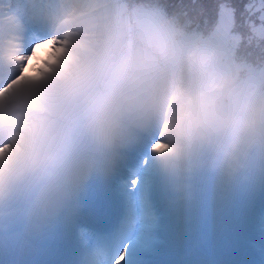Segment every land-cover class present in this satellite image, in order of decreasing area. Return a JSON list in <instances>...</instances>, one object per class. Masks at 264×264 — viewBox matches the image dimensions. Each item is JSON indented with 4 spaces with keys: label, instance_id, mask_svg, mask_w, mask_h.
<instances>
[{
    "label": "clouds",
    "instance_id": "9594fccd",
    "mask_svg": "<svg viewBox=\"0 0 264 264\" xmlns=\"http://www.w3.org/2000/svg\"><path fill=\"white\" fill-rule=\"evenodd\" d=\"M100 7V0H86L60 18L59 25H86ZM17 55L15 46L4 52L10 64L18 63ZM161 64L176 65L181 74L173 85L171 109L157 114L168 148L156 152L181 198L194 199L195 180L202 173L233 174L254 147L264 150V92L240 93L236 80L222 74L212 50L188 42L178 25L147 31L141 44L123 58L119 84L101 91L95 90L94 66L88 60L45 44L23 68L25 76L35 77L40 85L34 91L25 90L27 81L19 85L10 148L0 153V203L19 190L52 191L74 154L73 138L56 125L40 101L54 94L78 103L91 141L101 153L111 152L120 143L125 121L142 107L139 90Z\"/></svg>",
    "mask_w": 264,
    "mask_h": 264
},
{
    "label": "rangeland",
    "instance_id": "374dc122",
    "mask_svg": "<svg viewBox=\"0 0 264 264\" xmlns=\"http://www.w3.org/2000/svg\"><path fill=\"white\" fill-rule=\"evenodd\" d=\"M86 1V0H83ZM4 8L2 5H0V10ZM10 13L9 15L15 18H18V15L16 12H12V10H8ZM105 11L103 9H98V11L90 18L89 23L77 25L76 30H66L63 28L59 34H57V43H48L53 49L55 50H64V51H70L74 53H78L81 57L85 58L88 60V58H92V60H88L94 68H99V69H106L110 72L111 75L118 77L119 72H120V66L121 62L124 57H121L120 59H117L115 62L110 61V59L104 54L103 48H104V37L103 34L105 33L106 26L102 23L103 21V13ZM1 16V13H0ZM65 32V33H63ZM144 34L146 32H143ZM212 37L206 42H211ZM61 40L62 43H59ZM43 42V43H42ZM45 40H41L40 46H36L33 49V54L35 53L37 48L42 47L45 45ZM58 45V46H57ZM212 52L215 50L216 53H214L215 58L216 55H224L226 52V43L223 40H220L219 43L215 45H210L209 47ZM21 57H17V61L19 62ZM7 61V60H5ZM226 62L223 65H220V70L224 71L227 73L228 77L234 78L235 77V72L231 71L230 64H229V59H225ZM8 62V61H7ZM25 75V74H24ZM33 77V76H32ZM35 79V77H33ZM36 80V79H35ZM37 81V80H36ZM38 84H36L34 87H32L30 90H37L39 88L40 82L37 81ZM58 96L56 95H50L47 97V99L50 100H57ZM47 99H44L40 101L43 105L45 104V101ZM18 104H16L17 106ZM13 106H8V105H3L0 107V119L5 122L7 121L10 123L8 125V130L12 132L14 129V122L11 119L6 117V112L9 110V112H12ZM55 111L58 110V108L55 106L53 108ZM4 111L5 114L3 113ZM1 121V122H2ZM128 121V119L126 120ZM127 126H131L132 124L126 123ZM68 134L73 138L74 142L80 146L83 145L85 146L86 150H83L82 152H77L74 153L73 155H82L85 160L83 163L81 162H76L77 167L79 168V171L76 173L77 175V181L79 183H82L83 185L86 182H89L92 180V186H94V183L97 181L95 176H89L90 170H91V165L93 166H98L100 163L103 164L102 162H97V159L100 158L99 154L100 151L94 146L93 142L91 141L90 137L88 134H83L81 132V128L79 124L73 125L71 128L68 130ZM161 138V135H160ZM155 143V142H154ZM154 143L149 142V147L147 153H144L140 157H133L137 164L136 166L139 167V172L140 174H134V176H129V179L118 181L116 178H113L114 173L108 174L107 178H103V185L106 188H110V191L112 193L113 197H116V201L118 202L119 206L123 209H131V212L133 214L137 213V216L133 219L134 224H131L132 231L131 235L134 239H138L141 241V243L144 244V246L147 247V254L150 253L151 250H155V252L158 253H164L165 255L169 254H174L178 252H182L184 249H186L185 245L187 244L182 238L181 234L177 233L179 227L186 225V224H192V217L188 215H183L181 213V216H178V211L184 213V210L176 209L174 210V206H171L169 210L172 212L170 214V219L167 220L168 214L164 213H156L154 215V212H151V214L148 217H142L140 215L141 212H143L146 209H152L155 210L159 207H164L167 205L169 198H173L177 192V188L174 189V192H171L170 190L166 189V183L168 181L169 175L165 173V171L162 169L160 162L157 158V153L151 151V146ZM10 148V142L6 143L2 146L1 148ZM120 146L118 145L117 148L109 153V157L104 161L111 160V167L115 169H120L122 171L123 169L125 170H130L127 167L123 165L117 164L120 162L118 152L122 151V149L119 148ZM259 151V150H257ZM134 154V152H133ZM103 157H105L104 154H101ZM89 156V157H88ZM264 157V154H262ZM249 160V158H247ZM145 160H147V164H145ZM131 163V160H129ZM134 163V162H133ZM251 167H254V165L251 162ZM117 170V171H118ZM116 171V170H115ZM131 171V170H130ZM124 172V171H123ZM228 175V174H227ZM90 177V178H89ZM226 177V176H225ZM134 179L139 180V184L136 185L135 187L133 186L132 181ZM102 181H100V184ZM115 186V188L113 187ZM89 189L86 188V192L89 194ZM20 191V190H19ZM18 192V191H17ZM20 195L16 193V195L9 201L15 200L16 198H19ZM243 197H246V195H243ZM42 199L39 198V200ZM9 201L0 203V212L2 210H11L10 214L8 216H2L0 215V230H7L4 229V225L8 221H12V223L15 222V218L18 217L19 219V213H14L12 212V209H15L14 207L10 205ZM185 206L182 203H179V207ZM18 215V216H17ZM173 227L175 231H170V232H164V233H154V234H149V230L153 229H159L163 227ZM264 226V225H263ZM48 231V230H47ZM48 237H53L54 234H47ZM71 241L72 244V239L69 238V242ZM183 246L182 251H179L178 247ZM160 256H164L159 254ZM179 257H181V254H179ZM105 263V261H104Z\"/></svg>",
    "mask_w": 264,
    "mask_h": 264
},
{
    "label": "trees",
    "instance_id": "16d2710c",
    "mask_svg": "<svg viewBox=\"0 0 264 264\" xmlns=\"http://www.w3.org/2000/svg\"><path fill=\"white\" fill-rule=\"evenodd\" d=\"M111 1L110 6H107L112 13L110 19L115 22L117 19L116 12L113 9L118 5L126 9L123 11V16L129 18L127 11L131 8L133 15V22L136 26V19L139 16L135 13L141 14L143 20H146L145 31H149L150 27L155 30L161 25L175 24L184 30L185 39L192 40L197 36H205L211 30L217 17V6L221 0H106ZM248 0H231V4L235 7L236 25L233 29V34L236 39L231 40L234 50V59L236 66L243 71L244 78L238 82V91L242 94L251 93L255 84L258 82V74L256 69L264 67V27H261L260 21L257 19L264 12V4L260 0H254V14L251 16L253 23L243 24L245 17L249 14L244 11V5ZM260 9V11H255ZM134 15L135 18L134 19ZM140 18V19H141ZM126 22V21H125ZM138 22V21H137ZM119 25V23H117ZM119 26H122L120 24ZM143 29L137 28L136 35H138L135 46L142 42ZM119 44L122 43L121 38H116ZM134 46V47H135ZM125 50V45L119 47ZM172 68L171 66L160 65L159 69L166 71ZM155 75H153L154 77ZM153 86L152 78L147 84ZM78 104V103H77ZM79 107V106H78ZM81 107H79L80 109ZM81 110V109H80ZM74 113V112H73Z\"/></svg>",
    "mask_w": 264,
    "mask_h": 264
},
{
    "label": "bare ground",
    "instance_id": "6f19581e",
    "mask_svg": "<svg viewBox=\"0 0 264 264\" xmlns=\"http://www.w3.org/2000/svg\"><path fill=\"white\" fill-rule=\"evenodd\" d=\"M77 1H81V0H77ZM76 3V0H68L66 3V8L69 10L70 8H72L74 6V4ZM38 2L34 4V6H37ZM71 6V7H70ZM17 7H19V5H17ZM70 7V8H69ZM66 10V11H68ZM65 11V12H66ZM2 18H6L8 17V14L6 11H2ZM64 28H68V26H65ZM217 30H218V25L216 27V33L214 35L215 38H218L217 36ZM59 30H53V31H49L45 34H43V38L44 39H48L46 40L45 44L51 43L50 41H52V43H57V33ZM65 33V32H63ZM41 36V38H42ZM20 39L25 40L27 38V36H22L20 37ZM59 43H62L61 40L59 41ZM33 53L29 52L27 53L24 58L19 62L18 66H16L15 64H10V70L9 73L6 75V83L4 85L0 86V101L4 103L8 102V103H12L15 100L19 99L20 94H21V89L19 88V85L21 83V81H27V88L25 90H30L32 87H34L36 84H38V82L32 77V76H25L23 73V68L27 66V61L28 59L31 58ZM88 60H92V58H88ZM18 103V102H17ZM8 139L10 140V136L8 137ZM7 149L9 148H1L0 149V153L5 152ZM99 157H102L101 154H99ZM104 166H107V171H112V168H109L110 166V162H104L103 163ZM124 171V176L129 175V170H122ZM120 175V174H119ZM261 176H263L264 179V174L261 173ZM130 210H127V212H129ZM263 211H259V214H262ZM129 219L126 218L124 223H128ZM121 237V245L124 244V246H129V256L127 260H131L132 262H137V259H143V256L146 254V249L143 243H141L140 240L138 239H133L131 238V235L129 232H125ZM88 247H92V246H86L85 244H83V246L80 247V251L83 252V254L81 255L82 258H87L86 257V252L88 251ZM182 247L179 248V250H181ZM78 252V251H77ZM103 254L102 250H97L95 255L92 257H89L90 260H92V262L96 263L97 261H100V256ZM78 255V254H77ZM130 262L126 263L129 264Z\"/></svg>",
    "mask_w": 264,
    "mask_h": 264
},
{
    "label": "snow or ice",
    "instance_id": "6c2138e0",
    "mask_svg": "<svg viewBox=\"0 0 264 264\" xmlns=\"http://www.w3.org/2000/svg\"><path fill=\"white\" fill-rule=\"evenodd\" d=\"M261 4H264V0H260ZM244 11L249 15L245 17L243 24H251L253 23L251 16L254 14V0H248V3L244 5ZM255 11H260V9H255ZM236 9L231 4V0H221V3L217 6V17L216 23L218 25L217 36L221 40H223L226 44L236 39L233 34V29L236 25L235 20ZM257 19L260 21L261 27H264V12L261 13ZM43 43V42H42ZM58 46V45H57ZM168 148V145L164 142L161 137L156 143L151 146V151L153 152H163ZM145 164H147V160H145ZM133 186L139 184L138 179H134L132 181ZM249 247L255 252L258 258L264 257V241L255 240L249 241ZM129 256V246H124V248L116 255L113 264H126Z\"/></svg>",
    "mask_w": 264,
    "mask_h": 264
}]
</instances>
